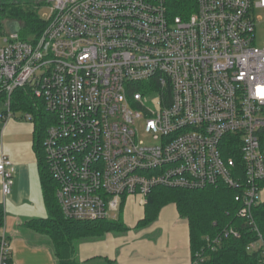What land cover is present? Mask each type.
Listing matches in <instances>:
<instances>
[{"label":"built area","instance_id":"2783aa9c","mask_svg":"<svg viewBox=\"0 0 264 264\" xmlns=\"http://www.w3.org/2000/svg\"><path fill=\"white\" fill-rule=\"evenodd\" d=\"M50 7L41 32L21 38L20 25L0 30V96L28 88L50 123L45 161L66 218L117 219L130 196L146 202L157 186L201 189L225 185L264 241L252 209L264 181V0H193L174 13L172 0H33ZM159 93V108L147 104ZM26 120L32 121L27 112ZM152 142L139 140L140 131ZM15 165L0 157L8 197ZM233 226L214 238V251ZM205 251L195 253L200 264ZM10 250L0 240V264Z\"/></svg>","mask_w":264,"mask_h":264},{"label":"trees","instance_id":"16d2710c","mask_svg":"<svg viewBox=\"0 0 264 264\" xmlns=\"http://www.w3.org/2000/svg\"><path fill=\"white\" fill-rule=\"evenodd\" d=\"M191 1L193 2V0H172L173 12L179 13L186 10L185 6ZM32 7L38 9L37 3L33 0H0V30L5 21H16L24 30L26 38L37 36L45 22L39 18L37 11ZM16 91L20 92L18 89ZM10 108L29 112L33 109L21 95H18L14 101L11 96ZM36 115L37 121L35 118L33 121V144L47 216L31 219L27 224L34 230L49 236L57 264H84L76 255L78 243L100 239L107 233L123 234L128 227L119 219L75 220L64 217L56 199L57 183L49 172L43 150V139L51 116L42 114L40 109ZM261 184L263 189L264 181ZM235 191L236 189L225 185H212L201 189L157 186L148 193L144 203V216L137 222L136 228L151 223L157 218L163 206L173 203L179 215L188 222L192 259L195 258L196 252L204 250L206 258L200 264H261L259 251L246 249L250 242L257 239V233L244 218L237 215L240 205L234 200ZM123 205L124 203L119 211L122 210ZM252 215L264 241V200L253 207ZM4 224L5 212L3 204L0 203V228ZM228 226L236 227L240 231V237L223 238L217 244L216 250L206 249V237L214 238ZM1 237L2 235L0 240ZM8 264H11V259L8 260Z\"/></svg>","mask_w":264,"mask_h":264},{"label":"crops","instance_id":"0c3cea01","mask_svg":"<svg viewBox=\"0 0 264 264\" xmlns=\"http://www.w3.org/2000/svg\"><path fill=\"white\" fill-rule=\"evenodd\" d=\"M3 114L0 112V157L8 156L16 171L8 197L1 192L0 180V203L14 213L12 217L5 216L0 235L6 237L11 264H57L49 236L27 224L31 219L47 216L33 144V122L14 114L4 118ZM261 200H264V188ZM124 207H127L125 221L130 229L123 234L107 233L100 239L78 243L76 255L80 261L84 264H107V261L108 264H191L188 222L179 215L175 204H166L155 220L138 228L136 224L144 216L141 198L128 197Z\"/></svg>","mask_w":264,"mask_h":264},{"label":"rangeland","instance_id":"374dc122","mask_svg":"<svg viewBox=\"0 0 264 264\" xmlns=\"http://www.w3.org/2000/svg\"><path fill=\"white\" fill-rule=\"evenodd\" d=\"M31 8V7H30ZM34 8L36 11H37V15L39 16V18L41 20H43L44 22L47 21L48 19V16H49V13H50V7H39V9H36L35 7H32ZM260 14H262L264 16V11H259ZM8 23L9 21H5L4 22V29L7 30L8 29ZM19 36L21 38H26V36H24V30L21 29V27L19 28ZM0 43H2V37H0ZM256 45L258 46H264V26L262 23H258L257 25V30H256ZM20 90L19 93L14 92L12 94V101H14L18 95H21L23 96V100L26 101L27 100V103L29 105H31L33 107L32 111H26V110H23V109H11V113H13L15 115V117L17 118H24V114L29 112L32 117H33V120L31 122L34 121V118L35 120L37 121V112H38V109H40L42 111V114L45 113V115L47 114V112L45 111L44 108H41V102L35 98L32 97V93L29 91L28 88H24V89H18ZM159 93L157 91H153L151 92L148 97H147V104L149 107L153 108V109H157L159 108ZM8 98L7 96H0V112H6L7 111V106H6V102H7ZM36 116V117H35ZM25 119V118H24ZM39 121V120H38ZM140 131L138 132L139 134V140L143 141V142H152L153 139L151 137H148V136H144V133H143V129L142 128H139ZM137 207V206H135ZM125 209H122L121 211L118 212V218L125 226L128 227V229H130L129 225L127 224V222L125 221V215L127 213V207H124ZM4 212H5V216H10L12 217L14 215L13 212L9 211V207H5L4 208ZM5 217V218H6ZM9 217V218H10ZM6 223V222H5ZM127 229V230H128ZM133 230V229H132ZM135 230V229H134ZM4 238H6L4 235H2Z\"/></svg>","mask_w":264,"mask_h":264}]
</instances>
